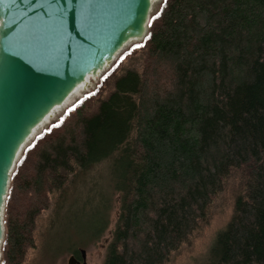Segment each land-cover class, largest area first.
Segmentation results:
<instances>
[{
	"label": "trees",
	"instance_id": "trees-1",
	"mask_svg": "<svg viewBox=\"0 0 264 264\" xmlns=\"http://www.w3.org/2000/svg\"><path fill=\"white\" fill-rule=\"evenodd\" d=\"M161 4L142 46L16 164L2 264L24 263L46 212L48 247L59 233L56 244L69 248L57 254L80 256L102 238L116 203L104 264H166L236 177L232 217L207 263L264 264V0ZM140 51L144 69L116 75Z\"/></svg>",
	"mask_w": 264,
	"mask_h": 264
},
{
	"label": "water",
	"instance_id": "water-1",
	"mask_svg": "<svg viewBox=\"0 0 264 264\" xmlns=\"http://www.w3.org/2000/svg\"><path fill=\"white\" fill-rule=\"evenodd\" d=\"M97 2L101 7L90 31L80 35L69 23L61 55L51 23L38 19L42 9L0 0V60H7L0 72V255L11 176L29 143L41 135L35 134L38 128L90 76L104 75L128 45L148 36L152 0H134L131 13L125 0ZM5 34L12 38L7 45ZM80 253L68 264H88L86 251Z\"/></svg>",
	"mask_w": 264,
	"mask_h": 264
},
{
	"label": "rangeland",
	"instance_id": "rangeland-1",
	"mask_svg": "<svg viewBox=\"0 0 264 264\" xmlns=\"http://www.w3.org/2000/svg\"><path fill=\"white\" fill-rule=\"evenodd\" d=\"M160 8H161L160 5H157L154 8L155 12L153 11V14L150 17V19L153 16H155L157 12H159ZM143 41L128 45L119 54L118 58L116 59L112 67L104 75H106L116 65L117 61L124 54L129 52L134 45L140 44ZM144 62H145L144 53L142 51L136 52L132 57L124 59L116 75H122L123 73H125V71L129 69L141 72L145 66ZM104 75H102L100 78L95 80V82H93L92 85L93 88L90 89L85 95H83L81 99L79 98V100L71 108H73L76 104L82 101L85 97L94 93V91L98 88L101 79ZM112 84L113 81L107 86L106 88L107 90H104L105 92H103L102 94L103 96L106 95V92L111 88ZM63 115L58 117V119L55 122H53L50 126L58 123L62 119ZM22 155L20 159L22 158ZM104 169L105 166L98 168L97 172L101 174L100 176H103V173L101 172ZM239 184H240L239 177L229 180L226 189L217 197V199L213 202L212 206L210 207L208 211L207 221L204 224H202L201 227H199V229L191 236V238H189L188 242H186L177 252L171 255L170 260L166 264H208L207 262H208L209 251L214 243L216 235L226 227V225L228 224V222L232 217L233 209H234V195L238 189ZM104 190L108 191L107 189ZM96 206H97V202H93L92 207H96ZM86 219L87 220L91 219V215H88ZM117 219H118V203L115 204V208L110 214V223L102 238L98 242L90 244L83 249L86 251L88 264H104L108 245L113 239V233L116 227ZM49 220H52V216L49 212H46L40 216L37 223V230L35 232L36 248L28 251L26 259L23 264H68V260L72 255L71 252L65 251L57 254L58 250L64 251L67 248H69V246H67L68 244L66 245L64 244V241H62L61 244H56V238L57 236H59L58 235L59 233H55L53 236L54 237V240L52 239V241H54L53 247H51V244L48 247L49 234H50ZM60 235L61 238L63 239L66 238L62 230ZM46 247L48 248L46 249ZM57 247L59 248L57 249ZM50 248H51V252L48 253L47 250H50ZM51 253H54L55 256L51 255ZM2 261H3V251L1 250L0 264H2Z\"/></svg>",
	"mask_w": 264,
	"mask_h": 264
},
{
	"label": "snow or ice",
	"instance_id": "snow-or-ice-1",
	"mask_svg": "<svg viewBox=\"0 0 264 264\" xmlns=\"http://www.w3.org/2000/svg\"><path fill=\"white\" fill-rule=\"evenodd\" d=\"M25 7L43 10V16L38 17L42 23H51L54 36L62 49L65 42L64 37L68 34L67 29L70 22L75 23L80 35L93 28V21L97 15V9L101 4L97 0H23ZM166 2V0H165ZM124 7L131 13L134 9V0H125ZM71 14V15H70ZM160 15L159 12L153 20ZM46 17V19H44ZM151 26V22H150ZM12 38L5 34L4 43L7 45ZM142 45H134L141 47ZM75 53H73L74 55ZM7 60H0V72L6 71Z\"/></svg>",
	"mask_w": 264,
	"mask_h": 264
},
{
	"label": "bare ground",
	"instance_id": "bare-ground-1",
	"mask_svg": "<svg viewBox=\"0 0 264 264\" xmlns=\"http://www.w3.org/2000/svg\"><path fill=\"white\" fill-rule=\"evenodd\" d=\"M162 2L163 0H152L151 16L153 14V11L155 12L154 8L157 5H161ZM100 77L101 76H90L87 81L80 85L76 89V91L69 97L67 103L64 106L58 107L55 111H53L52 115L45 120V122L38 128L35 134H40L45 131L53 122L58 119V117L62 116L69 108H71L79 100V98L81 99L83 95H85L90 89H92L93 82H95V80Z\"/></svg>",
	"mask_w": 264,
	"mask_h": 264
},
{
	"label": "flooded vegetation",
	"instance_id": "flooded-vegetation-1",
	"mask_svg": "<svg viewBox=\"0 0 264 264\" xmlns=\"http://www.w3.org/2000/svg\"><path fill=\"white\" fill-rule=\"evenodd\" d=\"M80 256H81V254H80ZM80 256H76L78 259H80Z\"/></svg>",
	"mask_w": 264,
	"mask_h": 264
}]
</instances>
